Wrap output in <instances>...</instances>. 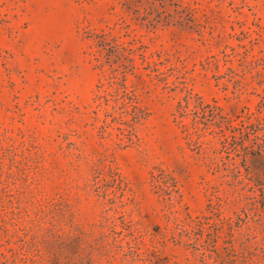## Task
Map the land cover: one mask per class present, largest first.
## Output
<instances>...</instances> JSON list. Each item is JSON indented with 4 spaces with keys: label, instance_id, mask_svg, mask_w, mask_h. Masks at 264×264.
I'll return each mask as SVG.
<instances>
[{
    "label": "rangeland",
    "instance_id": "1",
    "mask_svg": "<svg viewBox=\"0 0 264 264\" xmlns=\"http://www.w3.org/2000/svg\"><path fill=\"white\" fill-rule=\"evenodd\" d=\"M263 97L264 0H0V264H264L194 114Z\"/></svg>",
    "mask_w": 264,
    "mask_h": 264
},
{
    "label": "trees",
    "instance_id": "2",
    "mask_svg": "<svg viewBox=\"0 0 264 264\" xmlns=\"http://www.w3.org/2000/svg\"><path fill=\"white\" fill-rule=\"evenodd\" d=\"M188 102L184 108H188ZM185 109L181 113L184 115ZM194 114L209 118L210 126L205 128L209 130L210 135L217 136V144L210 148V166L212 173L220 175L221 178L227 179V184L236 186L242 179L253 182V187H259L260 191L264 190V134H259L264 130V97L257 105L255 111L247 112L232 119L221 115L218 112L211 111L206 113L204 109L201 112L194 111ZM139 117L133 114L132 121L136 122ZM212 126V127H211ZM204 128V129H205ZM205 135H199V137ZM211 143V140H207ZM246 141L251 142L249 145ZM253 142V143H252ZM248 155L259 161L260 175L255 178L251 176V171L247 165L246 158ZM174 186V185H172ZM158 189L164 190L161 186ZM173 188H166L165 194L172 197ZM220 202L216 203V209L220 207ZM264 208V203H262Z\"/></svg>",
    "mask_w": 264,
    "mask_h": 264
}]
</instances>
